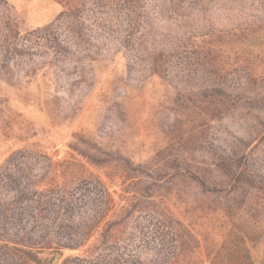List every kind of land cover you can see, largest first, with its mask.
Listing matches in <instances>:
<instances>
[{
	"label": "rangeland",
	"instance_id": "rangeland-1",
	"mask_svg": "<svg viewBox=\"0 0 264 264\" xmlns=\"http://www.w3.org/2000/svg\"><path fill=\"white\" fill-rule=\"evenodd\" d=\"M5 1L22 33L52 22L62 9L56 0ZM217 7L226 11L228 23L233 24L259 25L261 22L252 15L264 14V0H225ZM3 12L0 3V23ZM107 13V8L95 7L92 15ZM116 25L112 23L102 32L108 39L101 46L100 58L90 60L79 51L86 46L79 44L78 52L51 59L54 66H40V53L28 61L16 59L6 67L0 66V164L12 152L36 155L34 171L45 173V179L37 182V194L56 196L66 189L88 195L90 200L79 203L73 210L75 218L67 225L73 235L86 231L87 220L83 217L89 213L92 216L99 203L94 183L85 186L82 180L100 179L111 197V208L91 238L75 249L52 248V252L41 255L44 264H61L65 258L84 256L91 245L105 247L104 264L134 262L128 256L134 245L141 253L135 264L146 263L157 254L176 264L231 263L233 259L227 257L226 249L220 250L231 224L223 206L225 190L205 192L192 180L170 177L172 163L178 155L186 157L212 186L225 187L226 191L232 190V173L226 164L242 163L248 153L255 170L264 173V142L254 139L261 127L248 109L249 98L263 96L264 87L244 92L241 79L232 81L230 87L239 89L233 93L246 97V101L205 122L206 106L196 99L197 81L177 91L165 80L146 74L141 66L128 67L115 43L120 30ZM231 47L235 46L232 44L227 52L229 62L235 59ZM244 49L247 51L243 46L237 50L240 56L246 53ZM108 153L128 158L130 167L118 161L94 164L85 155L102 158ZM152 183L156 184L151 188L152 196H145ZM243 192L245 198L234 196L236 203L227 200L241 208L245 206L240 201L264 203L263 189ZM153 212L178 220L174 235L169 226L150 218L145 221ZM262 213L253 211L252 215L261 218L264 210ZM118 218V241L104 243L99 234L103 222ZM137 222L143 232L137 231L133 235L136 243L128 244ZM145 224L150 225H146L148 230ZM258 251H264L260 243ZM173 253L176 258L170 259Z\"/></svg>",
	"mask_w": 264,
	"mask_h": 264
},
{
	"label": "trees",
	"instance_id": "trees-1",
	"mask_svg": "<svg viewBox=\"0 0 264 264\" xmlns=\"http://www.w3.org/2000/svg\"><path fill=\"white\" fill-rule=\"evenodd\" d=\"M56 1L61 4L62 9L52 22L22 33L11 18L6 1L0 0L4 10L0 23V66L6 67L11 60L16 59L28 61L29 57L40 53V66L49 67L53 65L51 59L78 52L76 50L79 44L87 47L79 51L85 52L90 60L100 58L101 46L108 39L102 32L113 23L120 29L115 43L122 50L128 67L141 66L146 74L165 80L177 91L189 87L188 84L192 81H197L196 99L206 106L203 114L205 122L230 106L246 101V97L233 93V90L239 89L230 87L232 81L236 83L241 79L244 92L254 90L257 86L264 87L263 13L252 15L253 19L261 22L259 25L233 24L228 23L226 11L217 7L225 0ZM95 7L107 8L108 13L92 15ZM232 44L235 46L231 47L234 49L235 59L229 62L227 52ZM242 46L247 47V51L244 49L246 53L240 56L237 50ZM92 47L95 49H90ZM252 96L249 98L248 109L261 127L254 139L264 142V95ZM108 154V157L102 158L85 155L94 164L118 161L130 167L128 158L118 153ZM250 157L251 153H248L244 162L226 164L232 173L231 191H226L225 187L212 186L209 179L186 157L178 155L172 163L174 171L170 177L192 180L205 192L225 190L223 196L226 200L223 206L231 224L226 229L220 250L226 249L227 257L233 259L228 264H261L264 260V251L262 254L258 251L259 243L264 247V215L261 218L252 215L253 211L263 214L264 203L240 201L239 204H243L245 208L234 207L237 202L234 196L239 194L245 198L243 190L245 193L253 188L255 192L264 190V173L260 174L259 169L255 170L254 160ZM36 159V155L16 151L10 153L0 164V249L3 251L0 254V264H44L45 259L41 255L52 252V248L75 249L84 245L111 208V197L100 179L82 180L85 186L94 183L98 208L92 216L89 213L83 217L87 220L84 233L71 234L67 231V225L75 218L76 212L73 213V210L82 201L88 202L90 197L66 189L56 196L37 194V182L45 179V173L40 175L34 171ZM46 159L50 163V159ZM153 185L156 184L152 183L151 187H147L145 193L148 195L144 194L145 196H152ZM227 198L231 202L235 200V203L232 204ZM150 213L144 218L145 221L147 218L154 219L162 226H169L170 233L175 234L174 223L179 225L178 220L172 215ZM52 216L54 217L51 218ZM119 219L103 222L99 234L104 238V243L118 241ZM146 225L150 226L145 224V228ZM134 229L135 232L127 239L128 244L137 240L133 237L137 231L143 232V227L138 222ZM258 239L260 242L257 243ZM134 247L131 250L133 253L128 256L135 262L140 259L141 253L137 245ZM87 248L84 256L65 258L61 264H104V246L91 245ZM175 255L173 253L170 259L176 258ZM168 260V257L157 254L143 264H176L175 261ZM134 262L129 264H135Z\"/></svg>",
	"mask_w": 264,
	"mask_h": 264
}]
</instances>
